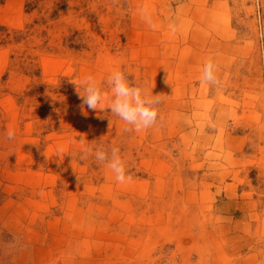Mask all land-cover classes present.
<instances>
[{"label": "rangeland", "instance_id": "rangeland-1", "mask_svg": "<svg viewBox=\"0 0 264 264\" xmlns=\"http://www.w3.org/2000/svg\"><path fill=\"white\" fill-rule=\"evenodd\" d=\"M262 60L264 0H0V264H264ZM116 68L157 96L149 128L81 111L70 79Z\"/></svg>", "mask_w": 264, "mask_h": 264}, {"label": "clouds", "instance_id": "clouds-1", "mask_svg": "<svg viewBox=\"0 0 264 264\" xmlns=\"http://www.w3.org/2000/svg\"><path fill=\"white\" fill-rule=\"evenodd\" d=\"M152 26L155 27V25ZM70 80L74 83L76 89L83 90L82 94L77 91L82 97V112L84 105L91 110L110 109L112 114L137 131L149 128L157 119L158 111L155 106L158 103L157 96L149 95L141 84L129 81L126 73L119 68L112 70L104 81L97 79L92 74L85 75L80 79ZM202 82L218 83L216 65L211 58L205 60L202 66ZM14 135V129L10 128L7 132L8 138L12 139ZM74 139L79 141L80 159L92 155L98 163H106L114 174L115 181L119 183H125L131 178L127 174L126 164L119 154L118 147L111 146L107 148L103 145H92L87 143L83 136L80 139ZM65 154L71 156L64 145H59L53 156L60 159Z\"/></svg>", "mask_w": 264, "mask_h": 264}, {"label": "bare ground", "instance_id": "bare-ground-1", "mask_svg": "<svg viewBox=\"0 0 264 264\" xmlns=\"http://www.w3.org/2000/svg\"><path fill=\"white\" fill-rule=\"evenodd\" d=\"M199 5L200 6L198 7V15L197 16L202 23H206L207 25L211 26L212 28H217L221 31H226V32L229 31L228 19H227L225 13L221 14V16H218V15H216L217 13L214 10H206V8L204 7V5H205L204 2H201ZM199 43H200V40H199ZM150 49H152V48H149V51H150ZM43 62L48 64V63H51L52 61L43 60ZM128 183L131 185H136V184L138 186L140 185L139 183H131V182H128ZM165 225L167 227H169L168 221H167V224H165ZM99 234L101 237H106V234L105 235L103 233L102 234L99 233ZM133 242L134 241L129 242L130 246L136 245ZM127 254H129V253L127 252Z\"/></svg>", "mask_w": 264, "mask_h": 264}, {"label": "built area", "instance_id": "built-area-1", "mask_svg": "<svg viewBox=\"0 0 264 264\" xmlns=\"http://www.w3.org/2000/svg\"><path fill=\"white\" fill-rule=\"evenodd\" d=\"M261 33V31H260ZM263 78H264V60H262Z\"/></svg>", "mask_w": 264, "mask_h": 264}, {"label": "trees", "instance_id": "trees-1", "mask_svg": "<svg viewBox=\"0 0 264 264\" xmlns=\"http://www.w3.org/2000/svg\"><path fill=\"white\" fill-rule=\"evenodd\" d=\"M27 10H29V8Z\"/></svg>", "mask_w": 264, "mask_h": 264}]
</instances>
